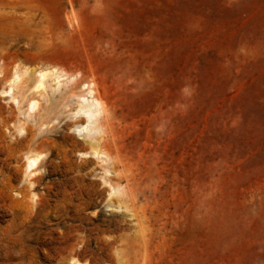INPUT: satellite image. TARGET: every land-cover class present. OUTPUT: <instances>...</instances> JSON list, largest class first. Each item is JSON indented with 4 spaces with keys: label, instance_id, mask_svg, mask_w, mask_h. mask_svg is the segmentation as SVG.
Segmentation results:
<instances>
[{
    "label": "rangeland",
    "instance_id": "rangeland-1",
    "mask_svg": "<svg viewBox=\"0 0 264 264\" xmlns=\"http://www.w3.org/2000/svg\"><path fill=\"white\" fill-rule=\"evenodd\" d=\"M46 4H63V24L0 47L9 70L64 73L35 116L0 75V225L41 252L78 225L74 250L92 231L82 259L96 264H264V0ZM83 84L104 104L89 140L74 131ZM90 140L107 162L80 154ZM105 169L122 192L114 211Z\"/></svg>",
    "mask_w": 264,
    "mask_h": 264
},
{
    "label": "bare ground",
    "instance_id": "bare-ground-1",
    "mask_svg": "<svg viewBox=\"0 0 264 264\" xmlns=\"http://www.w3.org/2000/svg\"><path fill=\"white\" fill-rule=\"evenodd\" d=\"M46 2L47 0H0V33L4 37L3 39L0 38V47L5 42L15 38H30L33 33L32 26L35 23L38 24L41 30H47L50 23H52V19L55 20L57 25L63 24V4L51 6V4H46ZM8 57L7 52L1 49L0 75L10 72L8 79L10 91L15 92L19 88H26L23 97L24 99L29 97L27 115L35 116L42 107V100L49 103L60 92L62 86L61 77L64 76V73L49 61L37 64H22L19 61L14 63L9 70L6 61ZM50 78L51 83H49ZM83 88L84 90L86 89V92L78 95L77 105L73 111V117L83 118V122L74 126V131L89 140L91 136H95L100 128L98 118L103 112L104 104L102 106V100L94 95V91L89 84H83ZM19 130L22 132L23 127L21 126ZM24 137H19L17 134L15 140ZM91 144L90 151L81 152L80 154L85 157L90 156V154H98L103 162H107V157L104 154L99 155L101 153L96 142L91 141ZM12 145L13 143H10V146ZM1 148L0 150H2ZM42 159V154L27 155L25 173H35ZM109 173L110 171L105 169V173L101 178L103 183H107L110 186L108 210L114 211V208L123 206L122 192L119 185L112 183L114 175L110 176ZM75 218L83 221L86 219V215L78 214ZM80 231V226L75 224L64 226L63 234L53 237L54 239L46 244V251L41 252L30 243L25 231L18 232L12 228H5L0 225V264H96L98 261L97 257H94L93 261H83L82 259L84 253L92 250V231L88 230L90 237L82 244V249L74 250L76 240L81 235ZM41 244L38 246L44 248ZM118 263L123 264V260H119Z\"/></svg>",
    "mask_w": 264,
    "mask_h": 264
}]
</instances>
